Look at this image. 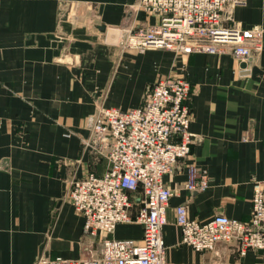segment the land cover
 <instances>
[{"label": "crops", "instance_id": "crops-1", "mask_svg": "<svg viewBox=\"0 0 264 264\" xmlns=\"http://www.w3.org/2000/svg\"><path fill=\"white\" fill-rule=\"evenodd\" d=\"M136 3L0 0V264H35L41 254H98L100 236L84 231V218L67 196L70 179L107 167L83 143L92 114L99 105H140L149 86L167 75L191 82L195 140L190 155L163 174L174 190L163 225L166 259L178 264L182 253L198 251L180 242L177 205L200 221L216 214L249 217L253 182L264 185V32L262 51L246 67L229 51L121 48L114 27L156 19ZM228 22L264 29V0L234 4ZM190 162L208 169L204 190L184 187ZM109 235L140 240L142 225L120 222ZM200 258L203 264H264V250L239 254L220 242Z\"/></svg>", "mask_w": 264, "mask_h": 264}, {"label": "built area", "instance_id": "built-area-1", "mask_svg": "<svg viewBox=\"0 0 264 264\" xmlns=\"http://www.w3.org/2000/svg\"><path fill=\"white\" fill-rule=\"evenodd\" d=\"M244 0H137V7L155 16L139 27H114L115 42L138 50L166 48L175 53L229 51L246 62L263 49L264 29L259 24L229 23L232 7ZM231 10L226 14V10ZM245 66V67H246ZM191 82L183 75L157 78L142 103L121 109L99 105L92 114L84 146L106 158V169L73 177L67 196L83 218V229L100 236L96 255L65 258L42 254L35 264H172L166 259L163 225L174 190L163 174L180 158L190 155L195 133L189 128ZM184 187L194 192L209 184L208 169L187 164ZM136 205L135 211L133 207ZM142 225V237L110 236L120 222ZM180 242L198 251L217 243L233 244L239 254L264 250V185L254 180L250 215L239 219L216 214L200 221L176 206Z\"/></svg>", "mask_w": 264, "mask_h": 264}, {"label": "rangeland", "instance_id": "rangeland-1", "mask_svg": "<svg viewBox=\"0 0 264 264\" xmlns=\"http://www.w3.org/2000/svg\"><path fill=\"white\" fill-rule=\"evenodd\" d=\"M242 4H244V3H242ZM112 34H113V32H112ZM126 48H128V47H126ZM181 256H184V258L179 259L180 262L177 261L178 264H180L181 262H184V264H203L201 261V258H200V251H196V252L190 251L189 253L184 252V253H182ZM230 260L235 261L234 255H231Z\"/></svg>", "mask_w": 264, "mask_h": 264}, {"label": "water", "instance_id": "water-1", "mask_svg": "<svg viewBox=\"0 0 264 264\" xmlns=\"http://www.w3.org/2000/svg\"><path fill=\"white\" fill-rule=\"evenodd\" d=\"M230 11H231L230 9L229 10L227 9L226 10V14H228ZM241 66H243V67L246 66V62H244V61L241 62Z\"/></svg>", "mask_w": 264, "mask_h": 264}]
</instances>
